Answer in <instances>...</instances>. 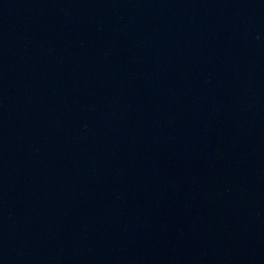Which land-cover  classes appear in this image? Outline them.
Here are the masks:
<instances>
[{"label": "water", "instance_id": "water-1", "mask_svg": "<svg viewBox=\"0 0 264 264\" xmlns=\"http://www.w3.org/2000/svg\"><path fill=\"white\" fill-rule=\"evenodd\" d=\"M264 221V0H0V264H250Z\"/></svg>", "mask_w": 264, "mask_h": 264}]
</instances>
